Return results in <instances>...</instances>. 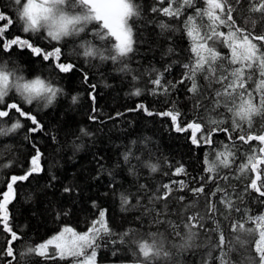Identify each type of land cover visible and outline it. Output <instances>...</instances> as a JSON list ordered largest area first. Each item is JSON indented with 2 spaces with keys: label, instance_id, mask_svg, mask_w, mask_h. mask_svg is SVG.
I'll return each mask as SVG.
<instances>
[{
  "label": "snow or ice",
  "instance_id": "obj_1",
  "mask_svg": "<svg viewBox=\"0 0 264 264\" xmlns=\"http://www.w3.org/2000/svg\"><path fill=\"white\" fill-rule=\"evenodd\" d=\"M245 2L249 13L246 23L251 21L253 31L241 26L237 20L236 5H244ZM203 3L205 6L199 7L197 0H154L150 7L151 13L157 17L156 26L161 34L177 31L176 25L168 21H181L184 17L183 30L191 40L188 48L190 55L186 57L187 62L181 63L183 72L176 81L165 77V73L172 70L171 63L163 71L152 67L141 72L133 70L127 62L136 52L135 45L138 43L131 22L139 19L143 12L142 5L136 0H12L14 16L0 10V54L10 55L14 48L29 49L43 61L54 58L59 72L67 74L77 70V65L72 61L60 62V47L45 50L32 42L31 35L24 37L14 33L20 31L23 34H40L43 30L46 32L44 39L57 42L74 37L80 41L77 55L86 61L99 60L102 64L111 61L113 65H119L115 71L130 75L133 82L140 81L147 75V85H150L147 91L153 96H168L178 85L187 84V93L195 98L193 108L197 112L201 109L205 113L215 112L220 117H210L205 121L197 116L186 120L182 119L186 114L178 108L169 107L155 112L143 103L129 109L143 111L148 116L169 118L175 132H190L193 145H207L215 152L214 160H209L208 154L204 156L203 171L206 175L196 181L197 187H189L180 178L155 187L150 183H139L135 192L120 193L122 210L139 213L136 220L143 221L145 217H150L151 223L165 225L167 235L159 231L141 234L137 228L117 233L109 226L107 209H99L98 216L91 221L86 231L81 233L64 226L59 234L46 241L35 246L26 244V253H19L21 259L26 254H33L52 260L73 257L74 264H98V251L102 246L101 241H104L105 244L110 242L114 246L126 248L134 257L132 264H156L160 259L179 264L176 257L189 252L195 255V250L201 248L206 251L199 264H233L230 253L238 248L247 253L244 264H264V212L253 216L246 211L245 218L231 219V212H240V208L235 207L228 188L220 183H227L229 176L217 175L219 166L231 168L237 158V151L234 149H238V145H251L250 153L245 154V162L239 164V175L235 178L248 179L244 192L254 194L259 198V204L264 206V127L253 130L254 117L264 118V32H254L256 24L264 22V0H203ZM205 17L207 24L204 23ZM222 28L227 31H222ZM89 34L91 39L88 38ZM221 46L227 48L230 55L225 56L219 50ZM174 51L169 47L166 54L171 55ZM18 71L17 67L0 62V125L11 121L10 127L0 126V135H8L21 129L24 126L22 120H29L33 125L27 129L28 132L42 131L43 125L37 116L26 111L24 106L36 102L47 108L63 91L51 80L39 76L25 79ZM84 82H88L87 73H84ZM249 82L255 86L250 87ZM90 88L92 92L89 95L95 104L96 85L92 84ZM143 91L134 85V91L130 94L141 96ZM13 92L19 96V100L12 95ZM77 99L78 97L73 96V103ZM92 111L95 113V107ZM225 112L231 116L226 117ZM121 115L123 113H117L116 117L109 119ZM89 119L96 121L98 117L91 115ZM244 122L247 128L242 126ZM80 131L82 135H91L86 129L82 128ZM216 133H223L227 138V142H220V148L213 140ZM253 142H258V146L253 145ZM41 155L36 148V154L31 157L30 166L25 173L10 175L5 190L0 192V234L4 236L0 258L5 259L6 264L17 261L16 242L24 238L12 222L9 205L15 200L18 183L27 181L43 170ZM122 155L124 162L129 165L130 175L138 176L141 167L148 168L153 174L161 171L159 161L151 162L150 158L142 160L131 148ZM133 159L137 161L136 164H132ZM3 167H11V164H4ZM249 173L252 174L251 177ZM171 175L184 177L187 171L181 164L174 168ZM208 183L214 187L206 191ZM112 186H115L114 183ZM186 189L196 198V203H185V196L181 195L175 197L176 203L181 207H171L169 202L173 199V192H184ZM72 191L70 186L64 188L66 193ZM200 197H203L202 204L199 203ZM218 205L223 206V211ZM93 207H97L95 201ZM173 214L177 219H168ZM218 215L230 221L228 236L225 235L221 221L217 219ZM120 250V247H116L112 254L115 256Z\"/></svg>",
  "mask_w": 264,
  "mask_h": 264
},
{
  "label": "trees",
  "instance_id": "obj_2",
  "mask_svg": "<svg viewBox=\"0 0 264 264\" xmlns=\"http://www.w3.org/2000/svg\"><path fill=\"white\" fill-rule=\"evenodd\" d=\"M136 2L142 5L143 12L139 19L131 22L138 43L135 45L136 52L127 62L133 70L138 69L141 72L152 67L163 71L171 63L172 70L170 73H165V77L167 80L176 81L183 72L181 63L187 62L186 57L190 55L188 48L191 40L183 30L184 17L181 21L174 19L168 21L176 25L177 31L161 34L156 26L157 17L150 11L154 0H136ZM197 6L204 7L203 0H197ZM236 7L238 23L253 31L251 21L248 20L246 23V18L249 16L246 2ZM0 10L15 15L12 0H0ZM159 19L167 18L159 17ZM204 23L207 24L206 17ZM16 27L19 28L18 25ZM221 30L227 31L225 28ZM254 32L256 34L264 32V22H258ZM14 34H21L24 37L31 35L32 42L45 50L60 47L62 50L60 62L72 61L77 65V70L66 74L60 73L55 67L54 58L43 61L41 57L34 56L29 49L14 48L10 55L0 54V62L9 63L10 67H17L18 74L23 75L25 79L39 76L51 80L56 87L63 90L47 108L43 107L42 103L36 102L24 106L26 111H31L37 116L43 125L42 131L28 132L27 129L33 125L29 120H22L24 126L21 129L8 135H0V192L5 190L10 175L25 173L30 166L31 157L36 154V148L42 154L40 163L43 170L29 177L27 181L18 183L15 200L9 205L12 222L24 237L16 242L19 264H74L73 257L52 260L26 254L21 259L19 253H26V244L35 246L46 241L57 235L64 226L72 227L81 233L86 231L91 221L98 216L99 209H107L109 226L117 233L128 228H137L141 234L159 231L167 235L165 225L151 223L150 217H145L143 221L136 220L139 213L122 210L120 193L135 192L139 183H150L155 187L180 178H183L189 187H197L196 181L206 175L203 171L204 156L208 154L209 160H214L215 152L207 145L201 147L193 145L190 132H175L169 118L148 116L143 111H129V109L143 103L155 112L164 111L169 107L178 108L186 114L182 117L186 120L195 119L197 116L205 121L210 117H220L215 112L205 113L203 109L197 112L193 108L195 98L187 93V84L178 85L177 89L168 96H153L147 91L150 87L147 85L149 79L147 75L142 80L133 82L130 75L115 71L114 69L119 65H113L111 61L103 64L99 60L86 61L82 56L77 55L79 51L77 45L80 42L77 38L51 41L43 38L46 36L43 30L40 34H23L20 31ZM88 38L91 39L90 34ZM169 47L175 50L171 55L166 54ZM219 50L225 56L230 55L229 50L223 46ZM84 73L88 75L87 83L84 82ZM249 83L250 87L255 86L252 82ZM92 84L96 85L95 104L89 95L92 92L90 88ZM201 84L203 86L202 79ZM134 85L144 90L141 96L130 94L134 91ZM12 95L15 99H20L14 92ZM73 96L78 97L75 103L72 100ZM93 107L96 109L95 113L92 111ZM117 113L123 115L109 119L116 117ZM91 115H96L98 119L90 120ZM224 115L231 116L226 112ZM0 126L10 127L11 121L4 122ZM242 126L247 128L246 122ZM262 127H264V118L254 117L253 130ZM82 128L91 135H82L80 131ZM205 130L207 131L208 128ZM213 140L218 148L222 147L221 141L227 142L223 133H216ZM253 145L258 146V142H253ZM129 148L142 160L150 158L151 162L159 161L161 171L153 174L148 168L141 167L138 176L130 175L129 165L124 162L122 155ZM250 149L251 145H238V149H234L237 151V158L231 168L226 169L222 165L218 168V176H229L227 183L224 181L220 183L228 188L235 207L240 208V212H231V219L235 220L245 218L246 211L248 215L253 216L264 212V206L258 202L259 198L244 192L248 179L235 178L239 175L237 172L239 164L245 162V154L250 153ZM9 163L11 167H3L4 164ZM136 163L137 161L133 159L132 164ZM181 164L186 169L187 175L172 176L171 172ZM169 165L172 167L170 168ZM165 172L169 174L164 175ZM248 175L251 177L252 174ZM66 186L72 187L73 191L64 192ZM213 187V184L208 183L206 191ZM181 195L185 196V203H196V198L186 189L184 192H173V199L169 202L171 207H181L175 201V197ZM93 201L97 207H93ZM202 202L203 197H200L199 203ZM218 207L223 211V206L218 205ZM168 219L176 220L177 217L173 214ZM217 219L221 221L225 235L228 236L230 221L219 215ZM3 243L4 236L0 234V247ZM101 245L97 257L98 264H122V262L132 264L134 257L123 246H114L110 242L105 244L104 241H101ZM116 247H120L121 250L114 256L112 253ZM205 251L203 248L197 249L195 255L189 252L175 259L179 260V264H199ZM246 256L247 253L242 248L230 253L233 264H244ZM17 261L13 264H17ZM0 264H6V260L0 258ZM156 264H173V261L160 259Z\"/></svg>",
  "mask_w": 264,
  "mask_h": 264
},
{
  "label": "rangeland",
  "instance_id": "obj_3",
  "mask_svg": "<svg viewBox=\"0 0 264 264\" xmlns=\"http://www.w3.org/2000/svg\"><path fill=\"white\" fill-rule=\"evenodd\" d=\"M59 234V233H58ZM52 248H51V246H50V250H51Z\"/></svg>",
  "mask_w": 264,
  "mask_h": 264
}]
</instances>
